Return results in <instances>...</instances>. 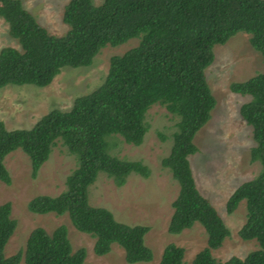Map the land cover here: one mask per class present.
Wrapping results in <instances>:
<instances>
[{"label":"trees","instance_id":"16d2710c","mask_svg":"<svg viewBox=\"0 0 264 264\" xmlns=\"http://www.w3.org/2000/svg\"><path fill=\"white\" fill-rule=\"evenodd\" d=\"M0 16L20 44V48L0 49V88L46 86L63 66H88L102 47L140 38L137 45L113 55L102 83L75 97L69 109L53 108L30 128L8 129L0 120V180L5 183L11 182V176L4 159L17 148L28 155L33 177L59 139L77 160L66 176L65 189L57 195L34 196L28 202L30 211L68 214L78 230L95 237L97 255L108 253L111 244L117 243L127 262L150 261L153 252L145 243L150 227L118 221L108 208L91 205L88 187L100 171L117 185L133 172L150 175L142 160L110 153L106 137L118 134L128 143L141 144L148 130L146 113L160 103L178 118L170 152L162 158V165L179 184L168 231L178 234L195 222L204 227L207 245L195 254L192 264H264V67L230 86L250 95L240 114L252 127L255 144L250 156L260 162L261 169L240 183L226 201L228 213L246 201V220L239 235L255 238L258 249L225 261L213 256L211 250L221 246L230 230L198 189L189 161L198 151L195 135L216 104L205 73L214 59L213 46L243 31L250 34V43L264 62V0H102L99 4L69 0L63 13L68 29L60 35L50 33L22 0H0ZM11 211V202L0 204V264H19L22 259L24 264H84L86 249H73L64 224L52 232L34 228L24 249L6 255L5 247L17 226ZM184 256L185 248L170 242L159 264H184Z\"/></svg>","mask_w":264,"mask_h":264},{"label":"rangeland","instance_id":"374dc122","mask_svg":"<svg viewBox=\"0 0 264 264\" xmlns=\"http://www.w3.org/2000/svg\"><path fill=\"white\" fill-rule=\"evenodd\" d=\"M68 1L22 0L50 33L59 35L68 29L63 20ZM94 2L99 4L102 0ZM8 29V23L0 16V49L5 46L20 48ZM249 38L250 34L239 31L224 44L213 46L214 59L205 68V73L216 104L211 118L195 135L198 151L189 156L198 189L209 198L230 230L221 246L211 250L220 261L231 256L244 257L259 248L255 238L243 239L239 235L246 220V201L241 200L233 212L226 211L229 194L261 169L260 162L253 161L250 156L255 144L252 127L240 114V106L250 99V95L235 92L230 87L232 82L246 80L263 70L262 55L251 45ZM139 40V37H132L119 45L102 47L88 66H63L46 86L7 84L1 87L0 120L8 129L30 128L53 108L69 109L75 97L102 83L113 55L124 53ZM177 120L164 105L155 103L146 113L148 130L141 144L128 143L118 134L107 136L110 153L120 158L140 159L149 166L151 173L148 177L130 173L124 184L117 185L112 177L100 171L88 187L91 205L108 208L118 221L150 227L145 235V243L153 252L150 261L127 262L124 249L117 243L111 244L108 253L97 255L93 249L95 237L78 230L68 214L34 213L28 209V202L34 196L57 195L64 190L66 176L77 165L75 155L60 139L36 177L32 176L28 155L20 148L11 151L4 159L11 182L7 184L0 180V204L11 202L12 216L17 220L5 254L9 256L24 249L34 228L41 226L52 232L64 224L73 249H86L84 264H159L163 248L170 242L183 246L184 264H192L195 254L207 245L204 227L195 222L178 234L168 231L174 211L172 202L178 195L179 184L170 169L162 165V158L170 152ZM19 264H24V260Z\"/></svg>","mask_w":264,"mask_h":264}]
</instances>
